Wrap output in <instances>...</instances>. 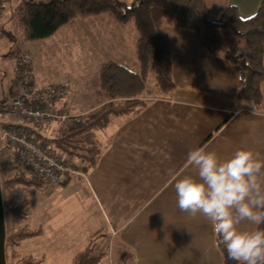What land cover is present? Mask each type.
<instances>
[{"label": "crops", "instance_id": "1", "mask_svg": "<svg viewBox=\"0 0 264 264\" xmlns=\"http://www.w3.org/2000/svg\"><path fill=\"white\" fill-rule=\"evenodd\" d=\"M205 2L214 15L232 5L239 16L248 17L257 11L261 0ZM100 16L103 14L77 18L70 25L79 20L109 23L110 19ZM104 26H99V31ZM119 30L112 23L102 34L105 52L123 43ZM163 31L170 45L174 89L147 98L136 113L113 117L115 122L111 120L98 137L103 149L97 163L83 171L84 175L69 174L59 185L44 190L48 208H60L56 194L64 211H79L83 217L89 211L84 223L79 219V225H65L79 232L61 248L69 264L94 233L96 250L103 252L100 264H222L212 225L178 209L173 185L177 178L197 176V168L187 160L188 152L195 148L215 152L221 162L241 147L264 156V81L260 83L261 102L251 107L245 103L251 101L237 99L240 66L223 55L205 52L191 29L165 25ZM79 37L84 44L86 38ZM131 40V49L121 51V59L126 51L135 53L134 34ZM106 59L122 62L113 54L102 63ZM31 75L37 88L46 87L34 76L32 65ZM96 88L90 106L71 111L73 101L80 97L84 102L86 92L81 83L70 84L68 95L57 101L56 107L69 114L86 113L98 104ZM18 117L13 122L23 120ZM236 227L253 231L257 225L244 221ZM60 228L68 231L63 225ZM46 231L41 226L39 233ZM42 257L45 259L44 254Z\"/></svg>", "mask_w": 264, "mask_h": 264}, {"label": "trees", "instance_id": "2", "mask_svg": "<svg viewBox=\"0 0 264 264\" xmlns=\"http://www.w3.org/2000/svg\"><path fill=\"white\" fill-rule=\"evenodd\" d=\"M100 14H107L121 24L133 21L137 30L135 57L138 69L132 70L113 59L104 61L98 70L97 106L86 113L69 114L59 122L54 121L57 126L48 131L46 129L53 122L35 124L23 118L20 123H6L8 128L25 130L44 150L74 162L82 172L94 166L102 152L103 142L96 130L106 129L113 117L140 111L147 98L167 95L174 89L170 45L163 31L165 25L191 29L205 52L223 55L240 66L237 99L251 101L255 106L260 104V83L264 81V0L248 17L239 16L232 5L215 17L205 0H24L18 10L17 24L24 40H39L73 24L77 18ZM11 87L9 80L7 90ZM76 158L79 161H73ZM3 163L4 172L7 168L13 171L11 176L5 172L8 177L2 180L10 187L17 183L41 186L45 182L19 161ZM23 205H27L25 201L8 209L19 214ZM257 228L264 229V223ZM38 232L40 229L21 228L10 233V237H14V241ZM94 236L95 233L90 236L85 248L73 254L70 264L101 263L103 252L96 250ZM216 240L222 253V264H237L228 257L217 234ZM13 256L10 264L34 262L31 257Z\"/></svg>", "mask_w": 264, "mask_h": 264}, {"label": "rangeland", "instance_id": "3", "mask_svg": "<svg viewBox=\"0 0 264 264\" xmlns=\"http://www.w3.org/2000/svg\"><path fill=\"white\" fill-rule=\"evenodd\" d=\"M23 3L24 0L0 1V73L2 75L3 95L8 91L7 85L13 76V62L18 52L26 51L32 54L33 74L46 87L57 86L61 83H64L66 87H70V84L81 83L86 92L84 102L80 97L74 100L73 106L70 108L71 111H74L78 107L87 108L91 105V102L88 101L93 100V89L98 86V67L101 66L105 58H109V54L118 56L123 64L127 65L130 69H138L139 66L135 53H131V50L126 51L125 57L121 59V51L125 48L131 49L129 45L132 41V35L134 34L137 38V30L132 20L121 24L109 15L103 14L100 17H107L110 19L109 23L105 20L94 22L79 20L73 26L69 25L60 28L47 38L24 40L17 24L18 10ZM214 16L217 17L218 15ZM112 23L116 27H119V29H122L119 31L122 34L123 43L119 46H110L105 52L102 34ZM104 24L107 27L104 26L99 31V26ZM80 35L86 38L84 44H82ZM133 59H136L134 65H132ZM9 96L10 90L8 92ZM17 117L16 115L7 113L1 117V122L3 126H6V123L18 120L19 117ZM112 121L114 123L115 118ZM54 124V122L50 124L46 130L48 131ZM102 132V130L95 131L98 137ZM5 161H8L9 164L17 163L14 151L10 146L2 142L0 143V194L3 221V257L5 264L12 262V259L15 257L13 254H16L18 257H31L34 260L32 264H69L66 259L67 257L64 256L65 251H62L61 248L72 237L77 238L79 232L78 229L71 228L68 230V228L72 225H79V219L80 223H84L87 220L89 211L85 212L84 217L80 215L79 209H76L78 214L64 211V206L60 204V198L56 194V203L60 208L58 211L57 208H48L47 199L44 196V190L49 186L46 182L41 184V186L22 183H17L13 187L6 185L2 180L9 175L11 176L13 171H10L9 168L5 169L8 175L6 176L3 168V162ZM73 161L77 162L79 160L76 158ZM76 175H84V173L79 170V173ZM22 201H25L27 205L22 206L19 214L12 213L11 210L9 211V206H16ZM70 202L67 201V204ZM68 224L71 226H65ZM62 225L64 230H68L66 233L61 231L60 227ZM41 226L47 228L45 234L38 232L33 235L17 238L14 241V237H10V233L17 232L21 228L39 231ZM43 254L45 255V259L42 257Z\"/></svg>", "mask_w": 264, "mask_h": 264}, {"label": "clouds", "instance_id": "4", "mask_svg": "<svg viewBox=\"0 0 264 264\" xmlns=\"http://www.w3.org/2000/svg\"><path fill=\"white\" fill-rule=\"evenodd\" d=\"M187 160L198 172L174 181L178 209L210 222L237 264H264V229L236 227L244 221L264 223V156L241 147L221 162L215 152L195 148Z\"/></svg>", "mask_w": 264, "mask_h": 264}, {"label": "built area", "instance_id": "5", "mask_svg": "<svg viewBox=\"0 0 264 264\" xmlns=\"http://www.w3.org/2000/svg\"><path fill=\"white\" fill-rule=\"evenodd\" d=\"M31 65V53L24 51L17 54L13 62L9 97V90L3 95L0 73V143L10 146L16 160L40 175L49 186H57L67 175L79 173L75 163L44 150L40 142L30 138L25 130L8 128L1 122V117L7 113H15L35 124H50L69 116L65 110L56 107L57 101L67 94L68 86L60 84L37 88L33 85Z\"/></svg>", "mask_w": 264, "mask_h": 264}, {"label": "water", "instance_id": "6", "mask_svg": "<svg viewBox=\"0 0 264 264\" xmlns=\"http://www.w3.org/2000/svg\"><path fill=\"white\" fill-rule=\"evenodd\" d=\"M0 264H5L3 257V221L1 213V194H0Z\"/></svg>", "mask_w": 264, "mask_h": 264}]
</instances>
